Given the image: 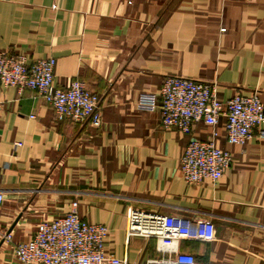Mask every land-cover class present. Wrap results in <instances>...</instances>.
Returning <instances> with one entry per match:
<instances>
[{"label":"crops","instance_id":"1","mask_svg":"<svg viewBox=\"0 0 264 264\" xmlns=\"http://www.w3.org/2000/svg\"><path fill=\"white\" fill-rule=\"evenodd\" d=\"M0 52L54 59V86L82 82L101 114L98 128L57 121L37 93L0 84V264H20L15 245L74 202L81 220L108 228L105 253L129 264L173 257L153 238L126 237L130 209L212 221L213 241L178 242L196 264H264L258 129L237 146L223 118L183 134L162 127L158 110L136 108L167 77L210 84L220 101L256 93L264 105V0H0ZM191 140L229 153L216 183L182 180Z\"/></svg>","mask_w":264,"mask_h":264},{"label":"built area","instance_id":"2","mask_svg":"<svg viewBox=\"0 0 264 264\" xmlns=\"http://www.w3.org/2000/svg\"><path fill=\"white\" fill-rule=\"evenodd\" d=\"M54 67L55 60L51 58L29 63L23 55L0 52V84L37 93L53 110L57 121L68 120L98 128L101 125L98 97L78 80L65 88L55 87ZM136 108L144 112L158 110L162 127L183 134H189L195 123L215 126L223 118L226 139L232 145L241 146L249 141L255 128L258 136L264 137V105L256 93L236 94L220 101L210 84L167 77L158 95L140 94ZM230 161L229 153L213 142L191 140L180 159L179 172L187 184L202 180L216 183ZM1 180L0 173V183ZM3 201L0 191V214ZM125 234L127 238H153L159 252L173 256L154 261L157 264H196L192 255L178 251V242L182 239L211 242L215 239V227L208 219L190 222L130 209L125 216ZM107 235L105 225L81 220L74 202L63 216L40 223L29 241L16 244L14 256L20 264H129L125 258L118 259L105 253ZM10 239L9 234L3 237V241Z\"/></svg>","mask_w":264,"mask_h":264}]
</instances>
